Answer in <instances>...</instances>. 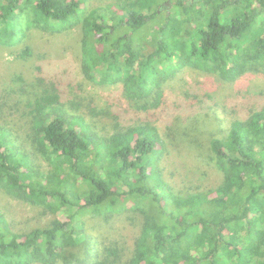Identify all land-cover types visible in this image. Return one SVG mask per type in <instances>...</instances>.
<instances>
[{
	"label": "trees",
	"instance_id": "obj_1",
	"mask_svg": "<svg viewBox=\"0 0 264 264\" xmlns=\"http://www.w3.org/2000/svg\"><path fill=\"white\" fill-rule=\"evenodd\" d=\"M85 2L0 0V45L21 41L24 20L44 31L80 24L84 75L103 86L122 84L146 117L124 126L118 112L94 98L68 97L70 82H51L22 108L30 145L53 166L47 171L5 140L10 131L0 123V188L55 215L19 233L0 214V264H264V102L227 126L220 106L197 95L169 137L150 113L162 103L163 82L179 68L198 66L233 82L252 63L263 64L264 0H116L81 17ZM4 115L2 104L0 121ZM87 115L95 119L87 122ZM93 122L113 132L97 137ZM214 124L220 136L209 150L222 183L173 193L157 165L168 140L200 146L202 130ZM129 202L141 220L124 259L117 243L97 247L83 215L110 221Z\"/></svg>",
	"mask_w": 264,
	"mask_h": 264
},
{
	"label": "rangeland",
	"instance_id": "obj_2",
	"mask_svg": "<svg viewBox=\"0 0 264 264\" xmlns=\"http://www.w3.org/2000/svg\"><path fill=\"white\" fill-rule=\"evenodd\" d=\"M114 1L116 0H86L81 17L94 7ZM23 23L25 31L20 42L12 46L0 45V105L3 104L5 113L0 123L10 131L5 140L14 141L20 150L27 152L35 167L47 171L53 166L30 145V125L26 124L28 118L22 115V108L28 100L33 99L35 92L42 91L50 86L51 82H70L66 87L69 91L68 97L72 100L86 98L87 103L94 98L98 104L118 112L124 126L132 125L146 117V112L138 106L139 104L124 95L122 84L103 86L84 75L79 43L80 24L61 31H44L27 27L25 20ZM162 88V103L160 107H151L150 113L154 116L152 119L157 116V124L168 137L174 123L190 115L194 108H188L189 102L196 99L197 95H203L204 103L211 102L220 106L225 124L229 126L231 119H245L264 102V63H252L247 72L233 82L225 81L213 70L184 66L164 81ZM197 104L199 103L195 102L194 106ZM12 107L20 110L15 111ZM69 111L73 113L71 108ZM94 119L91 115L86 116L87 122ZM92 124L97 137L113 132L111 125L105 128L98 122ZM213 127L202 130L201 141H198L200 146L194 143L193 147H181L174 137L168 140L171 144L169 151L157 165L161 180L170 186L173 193L184 195L197 190L206 191L222 183L223 173L210 157L211 140L220 136L218 132H213V129H216L215 124ZM192 129L197 135L196 127ZM129 203L127 207L131 208L113 216L110 221L115 218L117 220L112 225L102 215L93 212L83 215L88 231L97 241V247H102V241L117 243L124 249V259L132 255L135 228H138L141 220L139 213L134 210L136 203ZM0 214L8 226L19 233L47 225L55 217L50 209L30 200L16 198L2 188ZM100 230L105 237L100 236Z\"/></svg>",
	"mask_w": 264,
	"mask_h": 264
}]
</instances>
